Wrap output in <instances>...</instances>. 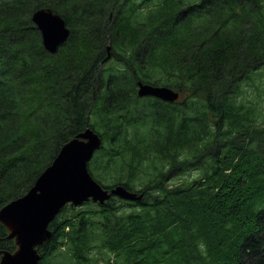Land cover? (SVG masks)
<instances>
[{
    "label": "trees",
    "instance_id": "1",
    "mask_svg": "<svg viewBox=\"0 0 264 264\" xmlns=\"http://www.w3.org/2000/svg\"><path fill=\"white\" fill-rule=\"evenodd\" d=\"M42 7L71 29L55 54ZM87 127L93 177L143 196L67 205L40 264H264V0H0V209Z\"/></svg>",
    "mask_w": 264,
    "mask_h": 264
},
{
    "label": "water",
    "instance_id": "2",
    "mask_svg": "<svg viewBox=\"0 0 264 264\" xmlns=\"http://www.w3.org/2000/svg\"><path fill=\"white\" fill-rule=\"evenodd\" d=\"M32 21L41 33L44 48L52 54L71 35L66 20L51 7L36 9ZM138 95L176 102L181 91L139 80ZM102 143L101 135L91 127L79 132L62 145L28 192L0 209V222L9 231L8 239L17 245L14 252H3L0 264H39V247L52 238L49 225L68 204L80 206L92 200L104 205L112 196L131 201L142 198L143 193L121 184L105 188L92 176L88 164Z\"/></svg>",
    "mask_w": 264,
    "mask_h": 264
},
{
    "label": "rangeland",
    "instance_id": "3",
    "mask_svg": "<svg viewBox=\"0 0 264 264\" xmlns=\"http://www.w3.org/2000/svg\"><path fill=\"white\" fill-rule=\"evenodd\" d=\"M137 84H138V82H137ZM137 88H138V86H137ZM138 90V89H137ZM139 96V95H138ZM140 97V96H139ZM99 133V132H98ZM92 159H93V157H92ZM91 159V160H92ZM91 160H90V162H89V168H90V166H91ZM91 170V169H90ZM95 174V173H94ZM101 181H103L102 183H106L107 185H110V181L109 180H102L101 179ZM105 185V184H104ZM109 189V188H108ZM98 204L99 203H96V202H93V201H89V202H87V203H84L83 205H81V206H79V207H76V208H78L79 210H90V209H94V210H96V209H99L98 208ZM70 206V205H69ZM70 207H73V206H70ZM67 212H68V214H71L72 212H71V210L70 209H68L67 210ZM78 212V211H77ZM99 215H96V217H97V220H100V218L98 217ZM68 217H71V215H69ZM53 232V231H52ZM52 236H53V234H52ZM51 240V239H50ZM49 240V241H50ZM49 241L47 242V243H45V245H47L48 243H49ZM16 249H17V245H16ZM15 249V250H16ZM15 250H12V251H15ZM47 250H48V247H46V248H44V249H41V248H39V251H40V253H41V255H42V259H41V261L39 262V264L41 263V262H43V259H44V255H45V253L47 252ZM53 252H54V254H53ZM56 255H58V250H57V248L55 247V250H51L50 251V255H49V258H47L46 260H45V262L46 261H48L49 260V262L50 263H55L57 260H58V258L59 257H57ZM102 262L100 261V264H101ZM105 263V262H104Z\"/></svg>",
    "mask_w": 264,
    "mask_h": 264
}]
</instances>
